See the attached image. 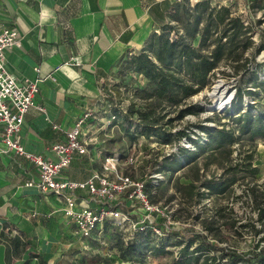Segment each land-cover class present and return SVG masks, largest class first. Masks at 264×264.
Masks as SVG:
<instances>
[{
  "label": "crops",
  "instance_id": "crops-1",
  "mask_svg": "<svg viewBox=\"0 0 264 264\" xmlns=\"http://www.w3.org/2000/svg\"><path fill=\"white\" fill-rule=\"evenodd\" d=\"M176 1L0 0V24L17 29L21 37L20 45L5 51V67L21 79L40 78L35 99L44 111L33 107L25 115L24 148L56 160L52 145L65 142L67 132L84 113L92 112L90 120L94 119L111 96L119 63L159 33ZM87 123L82 128L83 141ZM2 130L0 124V264L66 260L64 254L84 243L80 240L84 237L65 214V198L40 191L36 164L14 151L3 152ZM98 159L88 146L86 153L74 155L61 178L83 183L96 174L108 175L105 162ZM29 181L34 184L28 185ZM71 193L77 198V209L105 205L87 188ZM15 235L25 239L26 245L10 255L5 236Z\"/></svg>",
  "mask_w": 264,
  "mask_h": 264
},
{
  "label": "rangeland",
  "instance_id": "rangeland-1",
  "mask_svg": "<svg viewBox=\"0 0 264 264\" xmlns=\"http://www.w3.org/2000/svg\"><path fill=\"white\" fill-rule=\"evenodd\" d=\"M196 1L190 0V3ZM213 3L228 5L233 13L252 21L256 28L253 44L256 46L264 43V0H213ZM252 3L254 8L249 6ZM256 60L264 61V50L257 54ZM119 64L113 73L111 96L105 100L94 119L84 127L87 132L83 138L89 150L99 157L98 160L107 163L106 158L119 159L116 169L110 168L108 171L111 179H115L116 174H123L136 180L152 181L153 185L148 187L149 192L154 194V201L159 208L170 214V230L162 237L154 235L148 245L141 246L140 250L135 249L132 258L127 259L123 256V248L134 242L136 228L133 223L140 215H144L142 209L128 207L125 209L132 212L131 223L117 228L108 226L98 236L80 239L84 243L78 248L69 249L64 254L66 260L55 258L51 264H185L181 263L179 256L182 245L195 238L196 243L189 247V251H192L202 240L201 237L208 244L216 245L208 251L209 255L219 254L221 248H233L245 254L258 251L264 246V218L259 219L258 210V205H264V137L251 140L235 129V135L240 139L227 155H220L218 150H198L196 145L183 136L169 144H159L153 138H145L143 135L133 139L129 132L136 134L137 130L133 125L129 127V120L135 123L138 116L134 114L129 120L125 116L132 102L140 106V93L137 90L145 86L147 79L130 68L126 69L124 61ZM250 68L253 69V65ZM257 73L264 79L262 71ZM213 78L209 87L188 100L191 104L204 106V111L176 119L171 125L173 132L185 128L193 139L204 142L207 141V133L198 124L213 129L237 126L233 117H237L240 111L231 107L225 113L226 109L221 107L226 99L233 100L235 97V86L240 77L233 74L230 65L226 63L216 71ZM218 85L221 95L215 96ZM258 92L260 95L256 100L245 96V104H252L255 112L258 109L264 110V88H259ZM162 112L166 114L164 120L177 115V111ZM181 147L197 151L195 158H190L189 164L183 154L179 155ZM129 158H132V162L128 165L126 163ZM176 158L181 159L179 166L175 162ZM252 168H256L257 172L252 173ZM232 177L236 178V182L224 194L215 193L205 185L208 181L228 180ZM154 218L155 223H162L160 217ZM181 239L182 244L177 245ZM165 243V252L154 251V246L159 247ZM202 261L200 258L196 262L193 256L189 264H201Z\"/></svg>",
  "mask_w": 264,
  "mask_h": 264
},
{
  "label": "trees",
  "instance_id": "trees-1",
  "mask_svg": "<svg viewBox=\"0 0 264 264\" xmlns=\"http://www.w3.org/2000/svg\"><path fill=\"white\" fill-rule=\"evenodd\" d=\"M249 6L255 7L254 3ZM255 30L252 21L236 15L228 5L214 4L213 0H198L196 3L177 0L171 10L170 20L161 26L159 33L152 34L142 50L128 54L122 60L126 69L130 68L147 79L145 86L137 90V93H140V106L137 107L136 102H132L125 116L129 120L137 114L135 123L129 120V127L135 126L136 134L129 128L124 129L130 131L133 139L143 135L145 138H153L159 144H169L183 136L196 145L198 150H218L220 155L231 153L232 146L240 139L235 135V129L240 135H246L251 140L264 137V110L257 108L258 112H255L252 104H245V96L256 100L260 95L259 88H264V79L257 73H264V61L256 60L257 54L264 50V43L256 46L253 44ZM226 63L230 65L233 74L240 77L235 86L236 95L231 106H227L224 111L228 112L231 107L240 111L237 117H233L237 126L213 129L198 124L207 133L208 138L204 142L193 139L185 128L173 132L171 125L176 119L204 111V106L191 104L188 100L209 87L216 71ZM250 65H253V69ZM221 73L224 75L225 72ZM162 111H177V115L164 120L166 114ZM181 150L179 155L183 154L187 164L190 163V158L194 159L197 154V151L192 152L188 148L181 147ZM180 160L176 158L177 166ZM251 172L256 173L257 169L252 168ZM235 182L236 178L232 177L228 180L208 181L205 185L215 193L224 194ZM145 185L146 191L149 192L148 187L153 185L152 181L147 180ZM149 195L155 202L154 194L149 192ZM258 210L261 220L264 218V205H258ZM161 220L163 222L162 218ZM105 226L119 227L112 220H108ZM153 237L150 225L145 230L137 229L134 242L123 248V256L131 259L135 249L140 250L141 246L148 245ZM201 239L192 251H189V247L196 243L195 238L182 245L179 253L181 263L189 264L194 256L196 262L200 258L203 259L201 264H264V246L258 251L253 250L246 254L233 248H221L219 254L209 255L208 251L216 245L208 244L204 237ZM182 241L183 239L176 244L181 245ZM5 242L10 255L20 253L26 245L25 239L19 235L5 236ZM166 246L165 243L153 248L154 251L163 253ZM40 262L48 264L43 259H40Z\"/></svg>",
  "mask_w": 264,
  "mask_h": 264
},
{
  "label": "built area",
  "instance_id": "built-area-1",
  "mask_svg": "<svg viewBox=\"0 0 264 264\" xmlns=\"http://www.w3.org/2000/svg\"><path fill=\"white\" fill-rule=\"evenodd\" d=\"M20 44L21 37L18 30L0 24V124L3 125L2 140L6 145L3 152L14 151L17 155L24 156L29 162L37 165L39 173L36 183L40 191L64 196L65 214L72 220L77 233L82 237H91L95 232L101 234L108 220H112L115 225L119 226L131 223L132 212L121 209L120 205L126 206L125 208L142 209L144 215H140L133 223L136 230H145L150 225L155 236H165L170 230V224H168L170 214L151 200L144 180H136L123 174H116L115 179H111L108 175L96 174L83 183L61 178L63 170L72 163L74 155L88 151V146L82 139V128L92 118V112L84 113V116L77 120L71 131L67 132L65 142L52 145L57 155L56 160H49L41 154H33L24 148L21 128L26 118L25 115L33 107L40 111H44V107L35 99L40 90L38 83L40 78L21 79L12 75L5 67V51ZM36 70L39 71L38 68ZM105 160L107 171L110 168L115 170L117 164L120 163L117 158H106ZM131 160L132 158H129L126 164H131ZM27 184L32 186L34 181H29ZM86 188L105 205L99 209L88 206L77 209V198L71 191ZM154 216L162 218L164 222L156 225Z\"/></svg>",
  "mask_w": 264,
  "mask_h": 264
},
{
  "label": "bare ground",
  "instance_id": "bare-ground-1",
  "mask_svg": "<svg viewBox=\"0 0 264 264\" xmlns=\"http://www.w3.org/2000/svg\"><path fill=\"white\" fill-rule=\"evenodd\" d=\"M216 84H217V83H216ZM215 90H216V91H215ZM215 90H213V91H215V92H214L215 96H219V95H221V93H220L221 88H220L219 85L216 86ZM222 95H223V94H222ZM220 97H222V96H220ZM231 99H232V98L226 99V100H225V103L223 104V107H221V109L225 110L226 107H227L228 105L231 104V101H232ZM222 101H223V98H222ZM221 103H222V102H221ZM215 109H216V106H215Z\"/></svg>",
  "mask_w": 264,
  "mask_h": 264
}]
</instances>
